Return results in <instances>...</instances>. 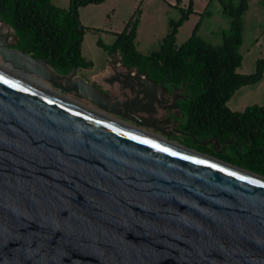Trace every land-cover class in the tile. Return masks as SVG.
<instances>
[{
  "label": "water",
  "instance_id": "obj_1",
  "mask_svg": "<svg viewBox=\"0 0 264 264\" xmlns=\"http://www.w3.org/2000/svg\"><path fill=\"white\" fill-rule=\"evenodd\" d=\"M76 70L0 40V264H264V176L65 96L100 107Z\"/></svg>",
  "mask_w": 264,
  "mask_h": 264
},
{
  "label": "trees",
  "instance_id": "obj_2",
  "mask_svg": "<svg viewBox=\"0 0 264 264\" xmlns=\"http://www.w3.org/2000/svg\"><path fill=\"white\" fill-rule=\"evenodd\" d=\"M100 1L68 0V6L61 8L50 0H0V21L13 30L15 49L44 60L58 74H66L73 66H90L80 53L84 28L78 20V8ZM219 2L230 21L217 45L195 35V27L184 41L174 43L177 27L191 11L189 0L178 19L168 20L156 49L142 54L134 48L136 9L115 35L108 52H116L123 65L135 67L152 81L181 89L176 104L181 112L178 128L184 133L179 135V143L264 176V104L247 105L240 111L226 106L239 86L261 78L264 56L255 59L252 72L236 71L241 59L237 51L241 14L247 0H238L235 5L230 0ZM206 139L211 142L200 143Z\"/></svg>",
  "mask_w": 264,
  "mask_h": 264
},
{
  "label": "rangeland",
  "instance_id": "obj_3",
  "mask_svg": "<svg viewBox=\"0 0 264 264\" xmlns=\"http://www.w3.org/2000/svg\"><path fill=\"white\" fill-rule=\"evenodd\" d=\"M188 1L179 0L176 3V0H102L95 4L80 6L78 8V20L84 28L80 42V53L84 60L90 62V66L77 68L76 75L87 83L90 82V78L100 82L101 76L107 73L105 70L111 68L112 65L115 70L111 72L122 76L126 70L116 69V66L121 62L118 54L109 53L108 50L115 35L122 30L124 23L130 18L133 11L139 10L136 33L133 39L134 48L142 54H147L157 48L160 39L167 31L168 20L178 19L188 6ZM230 1L235 5L238 0ZM50 2L61 8L68 6V0H50ZM190 10L177 27L174 43L178 45L184 41L195 27V35L211 45L219 44L221 33L228 31L230 21L229 16L222 12L219 0H191ZM241 24V41L237 47L241 59L236 71L250 73L253 71L255 59L264 56V0H247V7L241 14ZM0 27L1 30L9 32L6 24L0 23ZM13 41L14 38L10 35L6 42L11 45ZM119 66L117 68H121V65ZM93 74H100L101 76L93 77ZM63 94L91 107L82 98H75L73 94ZM167 100L168 106L171 107L169 115L167 114L170 116L167 124L171 127H164L161 130L143 125L134 118H121L112 113H105L128 125L180 142L182 138L179 135L182 132L179 128L174 130L173 127L179 126L181 117L173 115L174 112L176 113V107L169 96H167ZM251 104H264V71L258 81L239 86L226 101V106L236 111H240ZM163 115V111L159 110L155 118L161 120Z\"/></svg>",
  "mask_w": 264,
  "mask_h": 264
},
{
  "label": "flooded vegetation",
  "instance_id": "obj_4",
  "mask_svg": "<svg viewBox=\"0 0 264 264\" xmlns=\"http://www.w3.org/2000/svg\"><path fill=\"white\" fill-rule=\"evenodd\" d=\"M0 23L3 22L0 21ZM8 29L9 32L1 30L0 27V40H3L7 47L14 48L12 44L16 40V36L15 34L13 36L10 33L9 26ZM10 35L14 38L11 45L6 42ZM119 61H121L120 57ZM119 65H121V68H117L120 67ZM119 65L116 66L117 70H126L122 76L118 75V73L111 72L112 70H115V68L111 65L110 72H108V74L106 73L107 75H102L100 82L90 78L89 84L92 85L98 93L100 107H97L92 101L82 95L78 96L71 92H68V94H73V96L78 99H84L91 107L118 115L121 118H134L143 125L150 126L152 128H160V130L164 127L170 128L171 125L167 124L170 116H167V114L171 110V107L168 106L169 102H167V96L170 97L173 105L176 107L177 114L174 112L173 115L181 117V112L178 110V106L176 104L181 98V89L173 86L166 87V85L162 83L154 82L149 79L145 73L139 72L133 66L127 67L123 65L122 62H120ZM169 92L172 93L170 94ZM159 110H162L164 113L161 120L155 118L157 117ZM173 128L176 130L178 127L174 126ZM180 132L184 133L181 130Z\"/></svg>",
  "mask_w": 264,
  "mask_h": 264
},
{
  "label": "crops",
  "instance_id": "obj_5",
  "mask_svg": "<svg viewBox=\"0 0 264 264\" xmlns=\"http://www.w3.org/2000/svg\"><path fill=\"white\" fill-rule=\"evenodd\" d=\"M105 71H107V73L110 72V68H107ZM96 75L99 76L100 74H93L92 76L94 77V76H96ZM100 76H101V75H100Z\"/></svg>",
  "mask_w": 264,
  "mask_h": 264
}]
</instances>
